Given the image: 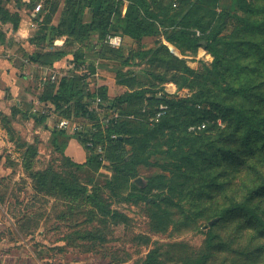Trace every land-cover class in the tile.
Wrapping results in <instances>:
<instances>
[{
    "label": "rangeland",
    "instance_id": "obj_1",
    "mask_svg": "<svg viewBox=\"0 0 264 264\" xmlns=\"http://www.w3.org/2000/svg\"><path fill=\"white\" fill-rule=\"evenodd\" d=\"M57 1L45 5L42 0L43 6L26 9L23 25L33 29L28 38L37 40L44 34L40 18ZM120 1L117 8L125 16L132 3ZM60 2L50 26L63 35L54 37L56 45L48 39L45 52L66 50L69 59L63 67L38 65L33 72L36 81L20 79V87L0 67V264H264V0H146L158 19L143 13L139 18H146L145 26L153 24L156 34L141 42L125 35L120 48L101 43L98 35L91 41L66 32L73 13L66 0ZM89 12H79L70 24L82 19L91 23ZM31 14L37 15L35 21ZM183 29L197 39L209 36L211 47L167 41L172 32ZM11 31V24L0 23L5 35L0 38V59L17 58L27 66L26 50L39 47L26 41L22 46L20 36ZM165 48L195 75L190 76ZM62 79L77 89L89 86L87 93L102 101L90 98L80 106L60 107L39 103L42 91L38 94L35 87L47 90ZM144 88H154L170 100L200 98L206 108L221 110L227 123L221 130L202 133L176 119L162 129L140 113L145 102L123 105L132 114L127 117L129 128L139 131L129 135L131 142L146 138L144 129L150 131V148L137 167L145 184L140 187L136 179L113 169L119 164L115 155H134L140 141L114 154L108 140L87 144L88 150L78 138L105 129L103 118L117 114L113 99ZM18 102L24 107L13 117L15 130L10 133L2 117L12 115ZM23 111L45 116L46 121L38 124ZM44 126L64 131L79 145H73L70 155L62 153ZM70 141L57 138L65 146ZM34 144L39 153L34 171L51 166L63 179L90 192L98 190L117 216L103 215L86 196L38 188L25 162L26 149ZM131 194L138 197L127 199Z\"/></svg>",
    "mask_w": 264,
    "mask_h": 264
},
{
    "label": "trees",
    "instance_id": "obj_2",
    "mask_svg": "<svg viewBox=\"0 0 264 264\" xmlns=\"http://www.w3.org/2000/svg\"><path fill=\"white\" fill-rule=\"evenodd\" d=\"M12 0H0V21L3 24H12L13 29L15 31L18 30L21 16L18 12H11L7 7L6 3ZM40 0H29V2L17 3V5L22 6L26 5L28 8H33L35 4ZM49 1L47 0L45 5H49ZM61 0H58V4L51 5V9L45 8L48 12H44V27L42 36H39L37 40L38 44H45L49 39V43H53L54 37L62 36L63 33L60 31H56L53 33L54 26H50L51 20L56 15L59 10V5ZM68 6L71 7V13L73 16L72 20L67 21L66 32L70 31V34H74L76 36H81L91 40L95 39V36H99V38L103 41L107 38L108 35H122L125 38V35L132 37L137 42H141L143 38L154 36L156 33L154 31L153 24L146 25V18L140 17L141 13L145 16H149L147 18H151L152 20L158 19V14L150 13L149 7L147 5L146 0H131L132 6L125 16H121L119 13V8L117 6L120 4V0H66ZM122 3V2H121ZM69 10V8L67 9ZM87 10L90 12L91 23L84 21L83 19L80 21L78 25H74L76 23L70 24L75 15L79 12L81 16H86ZM147 14V15H146ZM50 31V32H48ZM48 32V33H47ZM46 33V34H45ZM48 36V38H47ZM5 37V35L0 32V38ZM90 38V39H89ZM82 40V41H83ZM90 41V42H91ZM167 41L172 44H177L184 46L187 44L188 47L197 48L200 45L208 48L211 47L210 43L212 39L208 36L207 38L197 39L195 34L190 33L187 29H183L179 32H172L170 36H167ZM54 44V43H53ZM94 45V44H93ZM108 47V46H107ZM167 54H170V50L165 48ZM145 52H140V55H144ZM68 56V52L66 50L53 51V52H37L30 56V60L36 63H40L44 66H53L56 61H60ZM82 56H78V59ZM172 57V56H171ZM176 62L183 64V67L186 72L190 74V76H194L195 72L184 65L183 61H180L178 58L172 57ZM124 85H128L127 82H122ZM107 89L103 88L101 95H106ZM98 95L95 93L89 94L86 92V86H82L81 88H76L75 85L71 83L68 79H62L61 82L56 85L49 86L47 90L41 95V100L46 103H51L55 107H60L63 104L77 103V106H80L81 102H85L87 99L96 98ZM145 102V104L141 105L140 113H144L149 115L151 118L155 116L159 107L161 105L168 106V112L165 116L156 121V125H158L162 129H166L171 126V122L173 120L179 119L183 121L186 125L187 129L190 130L191 127H197L202 124H206V129L201 131H193V132H208L214 129L221 130V126L218 125V120H221L222 123L226 124V118L221 110H217V108H206V103L198 98V100H170L167 99L166 96L160 95L154 88H144L139 89L133 92H126L121 96L113 99V110H115L118 114V118L111 120L109 126L104 130L100 131L96 134H90L88 137H80L78 140L85 146L84 148L90 150L87 144L89 142H93L94 144H99L102 140L109 141V147L113 149L114 154H116L120 150H124L126 145L130 144L132 146L135 145L136 141H140V145L133 150L134 155L124 158L123 156H116L114 161H118V165L114 167V172L117 175H123L126 177H130L133 179H138L139 173L137 167L141 163L143 156L148 152L150 148V138L149 130L144 129L146 134V138L138 139L136 141L129 140V135L136 134L139 131L135 132L131 130L129 127L131 125V121L128 120V116L132 115L127 112L123 105L130 106L139 105ZM20 108H14L11 117L3 115L2 119L7 123L6 130L10 133L15 129L11 126V119L20 113ZM85 114H91L87 111ZM27 115V118L31 117L35 120L36 123L43 124L46 121L45 116H36L31 114L28 116L27 113H24V117ZM145 127H150V125H146ZM45 129L50 130L48 127L44 126ZM52 135L54 136L53 144L57 148V150L65 153L67 145H61L57 142V138H64L69 142V140L74 139L72 136H68L62 130H50ZM116 136L117 138H112ZM23 147V146H22ZM138 150V152H137ZM25 162L27 166H29V170L31 175L36 177V185L38 188L45 190L49 189L47 192H52L54 189H61L66 195H74L79 194L86 196V198L93 204L96 208H98L103 215L106 216H117V213L110 210L107 204L103 201L102 197L98 190L90 192L84 185H81L75 181H67L63 179L60 174L54 170L51 166L47 167L44 170L34 171L32 169V164L34 159L39 156L37 145L28 146L25 153ZM95 160L97 163H101L99 158H92L91 161ZM146 161V160H145ZM88 163V162H87ZM77 167H85V164H76ZM26 166V167H27ZM86 166L90 167V164H86ZM28 169V168H27ZM115 178V177H114ZM136 183V180H135ZM99 187V185L97 186ZM116 193V192H115ZM132 197H138L136 194H131L127 199H131ZM140 197V196H139Z\"/></svg>",
    "mask_w": 264,
    "mask_h": 264
},
{
    "label": "crops",
    "instance_id": "obj_3",
    "mask_svg": "<svg viewBox=\"0 0 264 264\" xmlns=\"http://www.w3.org/2000/svg\"><path fill=\"white\" fill-rule=\"evenodd\" d=\"M29 2V0H23V2ZM47 1V0H46ZM13 3H14V5H15V7H13ZM44 3V2H43ZM62 3V2H61ZM37 5H38V7L39 6H43V4H42V0H40V1H38L37 2ZM6 7L11 11V12H18L19 14H20V16H21V22H20V24L21 25H19V28H18V30L17 31H15L14 29H13V31H11V33H15V35H17V36H20L19 38L20 39H18V43H20L21 45L26 41L28 44H30L31 46H37V47H39V49L38 50H35L34 52H30L29 53V51L28 50H26L27 52H26V58H27V61H26V63H28V65L26 66V65H24V63L23 62H20V63H18L19 61L17 60V58L14 60V61H11V60H5V61H3L2 59H0V67H3V68H5L6 69V72H8L7 74L11 77V78H13L14 80H15V82L17 81L18 82V86L20 87V84H19V82H21V80H24L25 78H27V79H29L30 81H33V82H35L36 80L34 79V74H33V72H34V69H36V68H38V65L40 66L41 64L40 63H36V62H33V61H31L30 60V56L32 55V54H34V53H37V52H45V50L48 48V44H47V42L45 43V44H38L37 42H35L33 39H30V38H28L27 37V35H28V30L30 29V31L32 30L33 31V29H31L30 27H28L29 29H27L24 25H23V23L24 22H27L25 19H24V14H26L25 12H26V9H28V10H30L26 5H22V6H19V5H17L16 4V1L15 0H12V1H10V2H7L6 3ZM13 8H15V10L13 9ZM34 13V12H33ZM56 14H58V12L56 13ZM32 16H33V18H34V21L36 20L35 19V17L37 18V15L36 14H31V17L30 18H32ZM56 16V15H55ZM33 18H32V20H33ZM44 18L42 17V18H40V21H42ZM0 23L2 24V25H10L9 23L8 24H3L1 21H0ZM12 25V24H11ZM35 25V24H34ZM43 32V31H42ZM26 33V34H25ZM30 33V32H29ZM54 44L56 45V43L54 42ZM23 46V45H22ZM41 49V50H40ZM27 53H29V54H27ZM68 57H65L64 59H61L60 61H56L55 63H54V65L53 66H46L47 68H49V67H54V68H57V67H59V68H61V67H63V66H61V65H63V62L65 61H68ZM17 61V63H18V65L20 64V66H18V65H16V63H13V62H16ZM42 66V65H41ZM30 67V68H29ZM43 67V66H42ZM46 67H43V69L44 68H46ZM29 69L28 71H23V69ZM1 74V73H0ZM24 78V79H23ZM21 79V80H20ZM36 88V90H37V93L39 94V91H42V94L44 93V91H45V88L43 87V85L41 86V85H38V86H36L35 87ZM16 89V88H15ZM89 89V86H86V92H87V90ZM41 94V95H42ZM26 95H31L30 93H26ZM38 102L40 103H44V104H50L51 105V103H46V102H43L42 100H41V96H39L38 97ZM18 105H19V107H21L20 109H23V104L21 103V102H18ZM18 107V108H19ZM29 107L32 109L31 111H30V113H33V108H32V103H30L29 104ZM24 113H28L29 111H23ZM19 115V114H18ZM7 116H9V117H11V115H7ZM21 116V115H20ZM13 120V117H12V119H11V121ZM47 125V124H46ZM50 129V128H49ZM73 145H79L78 144V142L76 141V140H74V139H71V141H70V143H69V145H68V147L66 148V150H65V153H66V155H70V152H71V149L73 148Z\"/></svg>",
    "mask_w": 264,
    "mask_h": 264
},
{
    "label": "built area",
    "instance_id": "obj_4",
    "mask_svg": "<svg viewBox=\"0 0 264 264\" xmlns=\"http://www.w3.org/2000/svg\"><path fill=\"white\" fill-rule=\"evenodd\" d=\"M125 41V38L122 35H108L107 38L105 39V44L108 45L111 48H120L123 46ZM54 79V78H53ZM96 100L98 102H101L102 99L100 96L96 97ZM168 112V106L165 105H161L157 111V113L155 114V116H153L151 119L154 121H158L160 118H162L163 116H165ZM118 118V114H114V116L111 117H104L101 124L104 128H107L109 126V123L111 122V120ZM218 125L222 126L223 123L221 120H218ZM206 129V124H202L199 125L197 127H191L190 131H201ZM112 138H117L116 136H113ZM89 146H92V142L88 143Z\"/></svg>",
    "mask_w": 264,
    "mask_h": 264
},
{
    "label": "water",
    "instance_id": "obj_5",
    "mask_svg": "<svg viewBox=\"0 0 264 264\" xmlns=\"http://www.w3.org/2000/svg\"><path fill=\"white\" fill-rule=\"evenodd\" d=\"M136 184L139 185L140 187H145V184L143 183L141 178L136 179ZM211 225L214 224V221L210 223Z\"/></svg>",
    "mask_w": 264,
    "mask_h": 264
}]
</instances>
